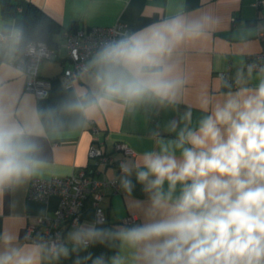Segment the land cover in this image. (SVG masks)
<instances>
[{
	"label": "clouds",
	"instance_id": "obj_1",
	"mask_svg": "<svg viewBox=\"0 0 264 264\" xmlns=\"http://www.w3.org/2000/svg\"><path fill=\"white\" fill-rule=\"evenodd\" d=\"M210 15H173L100 48L89 62L91 89L81 88L59 109L17 108L6 81L24 74L21 57L42 50L26 46L19 27L0 24V189L18 185L43 166L36 138L62 116L90 119L117 101L175 104L187 81L174 56L205 36ZM253 68L248 69V78ZM237 87L206 98L207 113L193 128L191 114L174 139L121 164L148 195L145 222L116 231L81 226L70 234L73 250L90 242H119V251L92 264H264V69L252 87L238 72ZM179 152V155H177ZM123 187L132 191L128 178ZM0 264H43L68 256L64 244L17 245L0 237ZM85 259H90L86 257Z\"/></svg>",
	"mask_w": 264,
	"mask_h": 264
},
{
	"label": "crops",
	"instance_id": "obj_2",
	"mask_svg": "<svg viewBox=\"0 0 264 264\" xmlns=\"http://www.w3.org/2000/svg\"><path fill=\"white\" fill-rule=\"evenodd\" d=\"M10 4L18 5L19 14L15 17L3 14V6ZM29 4L58 22L61 31L55 38L56 58L42 62L39 69L41 77L52 81L48 97L38 98L28 92L24 74L6 81L18 109H59L65 101L74 99L79 89H91L90 68L81 73L73 88H67L63 83L61 76L72 64L65 46V31L109 27L123 22L136 32L177 14L192 18L207 14L214 23L204 37L184 45L174 56L187 81L175 104L145 102L133 107L117 101L97 110L90 119L62 116L59 121L45 125L44 134L36 138L37 155L43 166L22 183L0 189V237L11 235L16 238L17 245L32 244L25 241L28 226L36 224L40 216H53L60 202L57 196L45 202L29 200L28 190L34 178H63L87 167L89 148L95 141L115 161L124 159L126 162L146 151L158 150L159 139L176 137V132L170 130L172 122H178V131L186 123L185 114L190 112L188 126L195 128L207 114L201 108L202 102L206 98L220 99L222 93L230 90L225 86L226 80L219 76L221 72L228 71L234 80L238 72H243L249 86L258 83L259 72L252 71L248 78L246 57L263 48L258 36L264 33V0H0V24L19 27L23 31ZM24 58L25 54L21 60ZM93 127L99 128L98 134H93ZM117 143L127 144L134 155L125 156L116 150ZM106 177L121 184L120 192L109 188L101 203L106 221L97 222L89 200L81 224L66 229L63 244L68 247L69 255L46 260L43 264H92L100 256L107 260L120 250L118 241L90 242L86 248L73 250L70 234L81 226L111 231L130 227L122 223L128 216H135L138 224L145 222L143 212L148 205V195L137 183L135 170L131 176H126L113 165L106 171ZM125 178L132 181V191L123 187ZM2 247L0 241V249Z\"/></svg>",
	"mask_w": 264,
	"mask_h": 264
},
{
	"label": "built area",
	"instance_id": "obj_3",
	"mask_svg": "<svg viewBox=\"0 0 264 264\" xmlns=\"http://www.w3.org/2000/svg\"><path fill=\"white\" fill-rule=\"evenodd\" d=\"M133 32L129 24L118 22L113 26H95L88 30L65 31L66 48L71 60V66L66 68L61 78L67 88H73L81 73L89 68V62L95 53L110 41L119 39L126 33ZM259 40L263 43L260 52L249 54L246 57V68L250 66L253 72L264 69V33H259ZM29 47L42 50L39 55H28L25 52L23 60L25 87L28 92L38 98H46L50 94L52 81L40 76L39 69L42 62L55 59L57 49L44 42H30ZM232 88H236L235 80L228 71L219 74ZM99 128L93 127V134L99 133ZM116 150L125 156L134 155V151L125 143H117ZM89 165L63 178H34L29 186V200L47 201L52 196L60 199L53 216H40L36 224L29 225L25 233V241L33 243L55 242L64 243L67 228H75L81 224L86 203L91 200L95 209L97 222L106 221V212L101 206L107 191H121V184L116 179L106 177V171L115 165L119 173L125 174L121 169L124 159L115 161L111 155L101 147L92 143L88 152ZM126 226L138 225L135 216H128L122 220ZM89 245V244H88Z\"/></svg>",
	"mask_w": 264,
	"mask_h": 264
},
{
	"label": "trees",
	"instance_id": "obj_4",
	"mask_svg": "<svg viewBox=\"0 0 264 264\" xmlns=\"http://www.w3.org/2000/svg\"><path fill=\"white\" fill-rule=\"evenodd\" d=\"M3 14L9 17L17 16L19 14L18 5H4ZM60 31L61 26L58 22L37 6L33 4L28 5L25 10V23L22 31L25 37L26 46L30 42H44L50 47L56 48L57 42L55 38Z\"/></svg>",
	"mask_w": 264,
	"mask_h": 264
}]
</instances>
